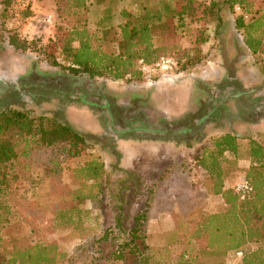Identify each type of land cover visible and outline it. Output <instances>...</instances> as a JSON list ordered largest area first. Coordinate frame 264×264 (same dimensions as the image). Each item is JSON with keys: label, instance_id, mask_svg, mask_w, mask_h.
Listing matches in <instances>:
<instances>
[{"label": "trees", "instance_id": "trees-1", "mask_svg": "<svg viewBox=\"0 0 264 264\" xmlns=\"http://www.w3.org/2000/svg\"><path fill=\"white\" fill-rule=\"evenodd\" d=\"M14 1L0 2L6 9ZM54 1L61 10V23L54 37L44 46L35 47V50L50 65L62 68L65 74L90 78L91 81L85 80L87 85L82 84V88H91L93 92L89 93L97 103L84 101L80 91L73 97L53 90V97L65 103L88 104L100 122L106 116L105 119L112 117L113 120L104 123L109 132L114 133L112 137L115 139L185 141L191 136L193 141L199 142L205 138V130L211 129L210 123L229 128L214 138L211 146H202L192 163L195 162L194 166L204 172L201 180L204 192L220 195L225 209L219 212L207 211L203 200L185 197L189 192L188 185L185 181L179 182L181 191L175 189L174 192L179 195L173 204L175 207H183L181 210L184 218L177 220L172 234L174 242L181 246L173 264H196L197 250L213 254L241 250L243 264H264V246L243 250L247 243L264 242V144L253 137L249 138L250 161L243 179L251 186V191L244 198H241L235 187L225 188L221 163L225 154L235 155L238 150L239 136L231 130V126L253 124L264 119V93L259 92L257 87L247 88L240 81L215 85L209 92V103L207 100V104L198 112L199 118L192 121L193 114L190 113L179 118L148 116L138 101L134 105L119 103L105 90L103 84L93 82L97 77L141 80L139 61L154 65L161 57L172 52L180 54V57H176L180 72L197 65L206 59L204 51L199 48L207 40L204 24L196 28L193 44L189 47H180L179 29L185 26L186 19L202 22L207 15H213L217 10L215 8H218L217 1L173 0L170 3L162 0L158 8L143 6L140 14L122 9L123 22L118 25V30L108 27L103 28L101 33L89 28L87 4L90 0ZM222 3L232 10L239 7L234 27L252 56L263 55L264 4L256 5L255 0H223ZM244 15H248V18L245 19ZM8 44L22 51L30 50L28 42L19 39L14 33L8 36ZM59 59L64 60L65 65H61ZM107 108L108 111H102L106 114L103 117L99 109ZM181 121L185 125H181ZM88 150L85 134L74 125L44 114L34 115L27 109H0V264H62L67 259V253L56 243L30 242L21 234L10 236L4 225L10 217L18 218L22 224L29 214L32 215L28 210L26 192L35 185L33 176L36 171L53 177L64 171L66 160L85 156ZM175 171V175L169 168L162 172H169L176 177L181 170L177 168ZM69 175L71 183L76 187H60V203L54 225L70 226L81 235L86 230L83 203L103 196L107 182L105 165L99 157L90 155L71 167ZM166 182L164 174L154 179L148 190L147 206L134 214L130 227L122 230L116 226L119 231L116 234L109 229L103 231L91 244L95 251L88 264L119 261L124 264H155L148 259L147 227L153 200ZM112 239L117 240L114 250L107 255L95 254L101 251V244Z\"/></svg>", "mask_w": 264, "mask_h": 264}, {"label": "rangeland", "instance_id": "rangeland-1", "mask_svg": "<svg viewBox=\"0 0 264 264\" xmlns=\"http://www.w3.org/2000/svg\"><path fill=\"white\" fill-rule=\"evenodd\" d=\"M161 1L110 0L109 3H96L90 0L87 4L89 28L99 33L103 28L108 27L118 30V25L123 22L120 12L122 9L140 14L143 6L151 9L158 8ZM168 1L172 3L173 0ZM215 1L218 3V8H215L217 10L213 15H207L202 22L186 19L185 26L179 29L180 47H189L193 44L196 28L204 24L207 40L199 48L204 51L206 59L197 65L188 67L183 72L179 71L178 65L172 71L161 69L142 71L141 80L97 77L93 82L97 85L103 84L105 90L117 102L134 105L138 101L146 115L156 117L167 116L156 108L151 100V91L157 85L165 84L169 87L177 85L172 90L177 95V98L172 101L175 103L173 108H179L182 102L183 105L180 108L184 110L187 107L184 114H193L192 121L199 118L198 112L207 104V100L209 103V92L215 85L227 84L229 81L242 82L243 77L245 83L248 82L247 88L257 87L259 92L264 93V54L250 56L234 27V19L238 11L223 4V0ZM255 3L263 5L264 0H255ZM61 18V10L57 8L54 0H15L6 9L0 2V109L4 107L27 109L34 115L44 114L74 125L85 134L89 146L85 156L66 160L63 164L64 171L53 177L46 176L42 171L34 173L35 185L26 192L28 210L32 215L29 214L22 224L18 218L10 217L6 221V226L4 225L5 231L10 236L21 234L30 242L56 243L68 255L62 264H88L90 256L95 251V248H91V244L106 229L116 234L119 233L116 226L122 230L130 227L134 214L147 206L148 190L157 173L161 171V166H165L167 157L177 154L188 164L185 166L183 162L180 163L182 167L178 169L181 170L179 174L172 177L153 200L146 239L149 248L148 259L152 263L173 264L181 251V246L174 242L175 238L172 234L175 231L177 220L184 218L181 210L183 207L181 205L175 207L173 204L175 197L179 195L178 192H174L175 189L179 188L181 191L179 186L185 181L191 191L185 194L186 198L203 200L204 208L209 212H219L225 209V203L220 195L204 192L201 186L204 172L194 166L195 162L192 164L191 157L202 146H211L212 140L229 128L224 129V125L217 127L210 123L211 129L205 130L206 136L201 141H193L191 136L185 139L186 142L181 139L166 140L162 142L165 144L162 153H157V147L152 144H149L150 146L145 144L143 147L140 145L141 141L159 142L157 140L115 139L112 137L114 133H110L104 123L113 120L111 116V119L109 116L108 120L105 119L107 116L104 117L106 114L102 112L108 111L109 108L99 109L104 117L100 122L93 108L88 104L61 102L51 94L53 90H58L60 93L65 92L75 97L78 95L76 92L80 91V94L84 96V101L97 103L89 93L93 92L92 89L82 88V84L87 85L85 80H90V78L65 74L62 68L50 65L43 55L35 50V47L37 49V47L44 46L54 37ZM12 33L19 39L26 40L30 50L22 51L10 46L8 36ZM172 53L168 57L176 61V57H180V54ZM59 61L61 65H65L64 60L59 59ZM240 69L244 72L243 76L238 72ZM186 102L188 104H185ZM261 121L264 120L253 123L256 127L237 126L236 124L231 126V130L239 136L238 150L235 155L225 154L221 160L224 181L231 187H235L243 180L245 170L249 165V138L255 137L264 144V122L260 123ZM180 124L185 125L182 121ZM119 140L122 141L120 143L130 163L135 166L136 172H129L125 167L123 153L118 148L117 141ZM174 149L178 151L175 152ZM90 155L99 157L103 161L107 182L101 198L83 203V221L86 230L80 235L70 226H55L54 217L60 203V187L64 185L76 187L71 183L69 169ZM156 163L159 164L157 168ZM192 166L196 169L194 170ZM116 241L112 239L101 244V251L95 254L107 255L109 251L115 249ZM259 246H264V242L247 243L243 250L255 249ZM196 252V264H243L242 255L239 256L236 252L229 251L224 254L198 252V250ZM109 264L124 263L119 261Z\"/></svg>", "mask_w": 264, "mask_h": 264}, {"label": "crops", "instance_id": "crops-1", "mask_svg": "<svg viewBox=\"0 0 264 264\" xmlns=\"http://www.w3.org/2000/svg\"><path fill=\"white\" fill-rule=\"evenodd\" d=\"M247 54V53H246ZM250 54V53H249ZM250 56H252V54H250ZM223 72V71H222ZM238 72L243 76V70L240 69L238 70ZM242 83L245 87H247V84L248 82L245 83V81L243 80L244 78L242 77ZM180 86H183V85H180ZM174 87H177V85H174L172 87H169L168 85H157L155 87V89H153L151 91V100H153V102L155 103V106L157 109H159L163 114H165L167 117H170V118H176V117H179L181 115L184 114V112L186 111V108L184 110H182L180 107L183 105L182 102L180 103V106L179 108H173V105H175V103H172V101H174V99L177 98V95H176V92L175 91H172ZM183 88V87H182ZM177 89V88H176ZM179 95V94H178ZM188 102V101H187ZM185 103V104H188V103ZM184 103V101H183ZM264 120V119H263ZM264 121H261L260 123H262ZM237 126H248V125H252L253 127H256V124H248V123H241V124H236ZM259 126V125H257ZM255 138V137H253ZM256 139V138H255ZM118 142V148L119 150H121V152L123 153V161L125 163V167L128 168L127 170L129 172H134L135 171V166H133L129 159L127 158V154L125 153V149L122 147L121 143L122 142L121 140L117 141ZM127 141H125L126 143ZM163 141H159V142H153V143H148V141H141L140 142V145L145 146V144L147 146H150L149 144H152L153 146L157 147L158 149V152H161L162 153V150H163V146H165L164 143H162ZM175 152L176 150L178 151V149H174ZM196 154V153H195ZM194 156L193 155L191 157V160L194 159ZM161 157V156H160ZM159 157V158H160ZM164 162V161H163ZM183 162V165L185 164H188L187 161H185L184 159H180L179 155H171V157H167V163H165V166H161V171H159L156 175V177L158 175H166V179H167V182H166V185L167 183L170 181V179L173 177V175H175L176 173V169H181L180 167H182L180 165V163ZM190 162V160H189ZM127 164V165H126ZM155 164V163H154ZM162 164V162L160 163V165ZM159 164L156 163L155 167L157 168ZM187 166V165H185ZM165 168H169L172 170V174L171 173H164L162 172ZM136 172V171H135ZM224 185H225V188H230L231 186L230 185H227V183L224 181ZM165 188V185L162 187V190ZM187 189V188H186ZM196 190V189H194ZM188 193H191L190 191V188H189V192ZM198 199V198H197Z\"/></svg>", "mask_w": 264, "mask_h": 264}, {"label": "built area", "instance_id": "built-area-1", "mask_svg": "<svg viewBox=\"0 0 264 264\" xmlns=\"http://www.w3.org/2000/svg\"><path fill=\"white\" fill-rule=\"evenodd\" d=\"M237 11H240L239 7H236ZM244 18L247 19L248 15H244ZM140 68L142 71L146 72L149 70L161 69L164 71H172L176 68L177 63L172 57L164 56L161 57L154 65H146L142 61H139ZM235 190L241 195V198H244L251 191V186L244 179L235 185ZM237 255L241 256L242 251L239 250L236 252Z\"/></svg>", "mask_w": 264, "mask_h": 264}, {"label": "flooded vegetation", "instance_id": "flooded-vegetation-1", "mask_svg": "<svg viewBox=\"0 0 264 264\" xmlns=\"http://www.w3.org/2000/svg\"><path fill=\"white\" fill-rule=\"evenodd\" d=\"M214 116H216V114Z\"/></svg>", "mask_w": 264, "mask_h": 264}]
</instances>
